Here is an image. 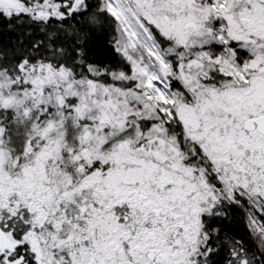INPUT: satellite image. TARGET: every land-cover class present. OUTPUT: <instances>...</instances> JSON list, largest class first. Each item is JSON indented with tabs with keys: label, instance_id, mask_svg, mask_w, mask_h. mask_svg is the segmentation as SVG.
Wrapping results in <instances>:
<instances>
[{
	"label": "snow or ice",
	"instance_id": "6c2138e0",
	"mask_svg": "<svg viewBox=\"0 0 264 264\" xmlns=\"http://www.w3.org/2000/svg\"><path fill=\"white\" fill-rule=\"evenodd\" d=\"M0 264H264V0H0Z\"/></svg>",
	"mask_w": 264,
	"mask_h": 264
}]
</instances>
